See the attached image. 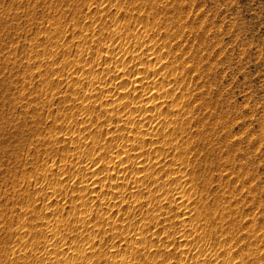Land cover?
Listing matches in <instances>:
<instances>
[{
	"label": "bare ground",
	"instance_id": "6f19581e",
	"mask_svg": "<svg viewBox=\"0 0 264 264\" xmlns=\"http://www.w3.org/2000/svg\"><path fill=\"white\" fill-rule=\"evenodd\" d=\"M106 1L107 0H97V3L99 2L98 6L95 4L97 8L92 5V7L94 6L96 8H93V11L91 7H87L89 11L85 13L92 24H95V26H92V31L96 33L93 32L92 35L89 33L91 37H88L87 29L89 26H87V22L81 24L76 21L77 19H75V22L71 19V25L72 23L73 25L76 24V28L78 25L77 30L74 28V31L72 28L70 29L74 33L73 36H75V39L78 38V44L75 46V54L71 59L68 54V57L66 54V57L62 56V58L60 56L62 58V60H60L62 62L60 69L59 60V64L57 62L58 65L56 64L57 66L55 65L56 67H53L54 60L58 58H53V62H51L52 60L50 61L53 63H50V71L52 74L57 73L59 70L61 71V69L67 71V75L64 74L67 76L65 84L70 94L67 93L69 97L66 96L67 94H64L68 99L72 97L76 100V102L72 99L70 101L75 103H73L72 107L77 109L76 113L80 114V120L75 121L76 118H74L75 122L72 121L74 116L72 114L73 109L71 110V107L68 106L71 112L68 110L67 114H63L65 115V117H63L65 123L61 119L59 120L62 121L64 125L59 121V123H57L56 119L53 121V126L56 127V129L64 131V137L59 138L55 136L56 132L53 131V133L49 134L48 132L50 130L47 132L51 137L50 139L55 142L57 141V143H63L65 152L60 154L58 159L55 158L58 162H55L53 159L50 164H42L41 167L38 165L40 167L39 173L32 174V171L30 172L31 174L27 173L30 174L31 177L28 176L26 180L32 179V176H34V184L36 185L39 183V187H35L34 191L36 194L41 193L40 196L42 195L41 199L43 197V202L36 205L35 193L33 194L34 191H32V195L35 197L33 200L34 203L33 201H29L31 200L29 193V199L26 196L27 201H22L21 207H23V209H21L24 213L20 212L21 214H19L16 212V218L10 217L12 220L15 218L14 220L19 223L20 229L11 230L15 237V243L7 249L8 251L5 250L6 254L4 253V255H7V252L10 255L4 257L6 259L5 264H29L26 262L31 259L33 263L30 264H257L255 261L250 262L249 260L250 263L248 262V258L252 259L251 256L254 254L252 251L253 249H251L254 245L253 242H251V244H253L251 246L248 244V239H246V242H243V240L245 237L250 238L249 240L251 241L254 240V242L260 239L259 236H262V234L259 235L260 233H257V231L260 230H258V226L260 227V225L254 223V220L249 222L248 219L250 218H248L246 222L242 220L243 218L239 219L237 213H239L238 211L240 208L234 210L230 202L225 204V199L222 203L221 200L226 197L221 194L224 191L212 192V199L204 195L208 191L207 188H209V184H211L213 180H219L220 182L222 179L223 182V176L225 175L219 174L218 172L220 170L217 172L218 169L215 170V173L217 172L216 175H211V172L208 174L205 168V170H203L204 160L202 161V158L204 157H202L199 152H202V155H209L208 150L210 152L211 148L207 149L206 147L204 148L206 149L205 151H203L204 149L202 150L201 146L200 149L196 148L197 143L195 140L197 137L194 138L195 140L193 141L190 135V131L194 129L190 130L192 125H190L191 114L193 113L192 111L198 110V108L195 107H199V105H196L197 103H194L196 106L193 105L195 97L192 99L194 94L191 95L189 93L190 88H188L191 84L187 86L193 81L192 77V79L187 77L191 72V69L188 70L189 67L187 68L186 66V63H189L188 59L187 62H185L186 59H183L186 58V56L188 58V55L185 54V56L184 53L188 50L186 46L189 40L186 41L187 38L184 40L186 41V45L179 42L181 45H185V51L183 47L173 40L172 42L176 45L178 44L177 49H174L176 45L173 48L174 45H172L173 43H171V40L173 39L172 36L175 38L178 32L176 34L174 32L173 34L175 35H172L170 29L174 28V26L171 27L168 24L171 23L172 25H176V21L172 19L171 22H167L168 24L165 23L166 26L164 25L165 28L163 26V30L159 28L161 24H159L158 21L162 17H160L157 11V17L159 16L160 19L158 18L157 20L155 17L156 19L152 18L154 20L151 22H147V19H144L143 7L147 6V9L151 10L153 8V1H150V3L146 5L142 4L143 0L142 2L141 0L122 1L124 4L118 0L117 2L116 0L109 1L111 4H114L112 1H115V4H112L115 6L114 9H116L114 12L115 14H118L121 9L125 10V8L129 10V13L131 12L130 16L134 17L132 29L129 27L131 26V19H128L130 17L128 12L126 13H128L127 15L129 17L123 19V21L115 18L116 16L118 17V15L113 17V12L111 13V18L109 17L110 20H106V14L108 13L106 9L109 8H106L108 6L105 5ZM72 2H75L73 5L75 4L76 7L78 6L75 0ZM87 2L89 3L90 0ZM155 4L154 7L157 8ZM71 5L70 3V6ZM58 7H60V5ZM76 7L75 9L77 10ZM82 9L84 8L80 7L78 11ZM134 9L136 10L135 12L133 11ZM147 9H145L146 12L148 11ZM96 10H99L101 14H98L99 12H96ZM108 10L111 11V9ZM172 10H174V12L170 15L173 17L176 10ZM165 11L166 13H170L167 9L164 10V12ZM59 12V10L58 12L56 11V14L59 15ZM150 12L152 13V11ZM69 13L73 15H71V18L75 17L73 13L78 14V12ZM123 13L126 15L125 11H122L119 15L121 16ZM132 14L134 16H132ZM178 14L180 15L181 13L179 12ZM179 15H176L174 18H177ZM181 15L184 16L183 14ZM163 17L167 18L164 15ZM51 20L49 21L51 23L50 29L51 31L57 30V34L59 28L61 29L60 26L63 24L60 23L61 21L59 22L57 20L51 22ZM177 21L181 22L182 20L180 21V19H177ZM78 23H80V25ZM184 24L179 23L181 27L182 25L184 26ZM64 26L65 25H63L61 29L62 31L60 30L61 32L65 30ZM136 26L139 27L136 28ZM180 26L177 28L179 29ZM175 28L173 29L174 31L177 29ZM188 28L189 27L186 25L184 29L186 30ZM103 29L108 31V36L103 34ZM184 29L182 28V31ZM89 30H91V28ZM173 30L171 29V31ZM51 31L48 30L47 33H52ZM100 31H103L102 34L106 36V40L102 39L104 36L102 38L100 37L98 34ZM182 31L179 35L181 33L182 35L184 34ZM61 32L59 33L60 36L59 34L55 35V32H53L55 38L52 37L54 39L50 37L49 33V37L53 42L47 41L50 43V47L43 45L45 48H49L47 58L55 56L53 48L57 50L59 47H62L64 50V47H68L69 42L62 39L61 36L63 35H61ZM95 34H98L103 42L102 40L98 41V36ZM184 35L183 37L181 36L182 39ZM73 36L72 38H74ZM46 37L48 38V36ZM88 38L89 40L90 38L92 39L89 41ZM159 39L161 40L159 41ZM178 41H180V39ZM192 45L193 44L190 45L191 47L188 45L189 49L192 48ZM69 46H71V44ZM179 46L182 49H178ZM91 47L93 48L94 55H98L99 53L98 61L96 60L97 55L94 57L93 54H91L92 51L91 53L89 52ZM69 48L68 50H71ZM188 52L190 53L192 50H188ZM42 53L44 52L42 51ZM182 54L185 57L182 56ZM194 54L195 53L192 55L194 56ZM38 55L36 54L35 56ZM37 58L38 57H36L35 60ZM40 58H43V55L38 59ZM193 59L190 64L193 63ZM41 60V62H43V59ZM189 60L191 59L189 58ZM14 61L16 62V60ZM28 61H30V58ZM96 61L97 64H95ZM41 62L35 63L39 65H37V72L35 71L33 73L30 71V67V69L28 68L30 72L26 71L28 75L26 72L25 74L29 78L32 76L34 77V75L36 77L38 76L41 89L37 85L39 87V89L37 87V90L41 92L44 90L43 94H45L48 93L45 91H52L58 84L59 79L55 75H58L60 72L54 75L56 78H54V76L52 78V76L45 74V71L42 73L39 68L42 66L40 64ZM45 62L46 60L44 63ZM196 63L199 64V61L194 64ZM31 64L33 66L32 62ZM46 64L43 65L47 66ZM198 64L197 68L199 66ZM189 66L192 67L191 65ZM196 71L200 72L199 68ZM51 73L50 75H52ZM26 75L25 81L27 79ZM199 75L201 74L199 73ZM61 76H63L62 71ZM61 79L63 78H60V80ZM30 80H28V82ZM25 83H27V81ZM59 83L61 84V82ZM193 83L192 85L196 88V84ZM195 83H197V81H195ZM27 84H30V82ZM192 90L191 88V91ZM18 95V98H20V100L23 99V102L24 99H28L24 91H19ZM56 96L57 95H55V97ZM62 96L58 95L57 97ZM61 100L59 104H57V107L60 106ZM23 102L21 107L25 110L29 101L26 100L24 104ZM35 105L38 106V104ZM36 109H38V107ZM193 115L196 117L195 114ZM196 115H199V113ZM194 117L192 116V119ZM199 117L200 116H198V118ZM206 117L207 118L203 120H207L209 116ZM195 120L196 118H194V121ZM22 121H24V119ZM200 123L199 125H201ZM194 124L196 125V123ZM204 127L201 128L203 129ZM197 128L202 131L200 126ZM206 128L204 129L206 130ZM200 130L198 131L200 132ZM205 133L206 132L203 133V136ZM198 139H200V137ZM205 140L207 139H204V141ZM218 141L219 140H217V142ZM203 143L204 142L201 144ZM192 150H194V152L196 151L195 154L193 153L194 155L197 153L202 157H200L201 160L197 158L198 155L196 158H193ZM214 154L215 153H213V157ZM229 163L231 164V162ZM53 175H55L54 178ZM48 176L51 178H48ZM23 177L25 176L23 175ZM227 178L228 177H226V179ZM230 179L226 181L224 179L226 183L225 189L229 191L228 197L235 191V188L241 190L240 187H236L237 185L234 184L236 182ZM45 182H47V185H45L46 187H44L43 184ZM28 192H30L29 189ZM218 192H220V194ZM207 195L209 196V194ZM59 198L67 199V211L63 206L65 202L59 204ZM38 199L37 201H39ZM47 199L48 201L45 202L44 200ZM230 200L231 199L228 198V201ZM60 201L63 200L60 199ZM235 204L237 206V203ZM235 213L236 215L234 216ZM12 222L14 221H11V223ZM31 224L34 226L33 228L39 227L40 230H33ZM10 225L12 229L13 224ZM243 225L246 226L247 230L243 229L244 231L242 232L246 231V233L242 240V236H244L242 232L241 235L239 234L241 237L238 236V238H236L235 235L239 227ZM261 227V230H263V226ZM243 228L245 227L243 226ZM263 231L260 232L263 233ZM241 240L242 242L239 244ZM262 251L257 252L260 256L259 259L262 256L264 257V249ZM253 260L256 259L253 257ZM1 261L2 260H0V263ZM2 263H4V260Z\"/></svg>",
	"mask_w": 264,
	"mask_h": 264
},
{
	"label": "rangeland",
	"instance_id": "374dc122",
	"mask_svg": "<svg viewBox=\"0 0 264 264\" xmlns=\"http://www.w3.org/2000/svg\"><path fill=\"white\" fill-rule=\"evenodd\" d=\"M64 1L65 0H57V1L51 0V2H50V0H0V248L2 249L4 246V248L2 250L0 249L2 251V252L0 251V258H1L0 260H2V261L4 260V263H2V261H1L0 264H5L6 259L4 257L10 256V255L8 254V252H7V255H4V253L6 251H8L7 249H9L15 243L14 242L15 237L13 236L12 232L14 231V229H16V230L20 229L19 223L15 222L14 219L16 218L15 215L17 216V213H19V214L24 213L22 210L23 207H21L22 201L26 202L27 201L26 196L28 197V194L30 193L29 196H30L31 200H29V201L32 202L34 200V198L36 197L35 198L36 199V205H39L40 203L43 202V197L41 199L42 195L40 196L41 193L36 194L34 191L35 187H39L38 186L39 183L36 185L34 184V181H33L34 176H32V179H31L30 178L31 177L30 172L32 171V174L39 173V168L42 166V164H50L53 161V159L55 162H58V160H56V159H58L60 154L65 152L63 143H61V142L57 143V141L55 142L52 139H50L51 137L49 136V134L53 133V132H56L58 135H60V136H58L55 133V136H57L59 138L64 137V131L61 129H59L60 131L58 129H56V127L53 126V121L56 119L57 123L62 122V121L65 123V119L63 120V117H65V115H63V114L64 113L67 114L68 110H69V112H71L70 108L68 106L71 107V110L73 109L72 114L74 116H73L72 121L75 122V121L80 120V118H79L80 114L76 113L77 109L72 107V105L74 103L73 101L75 99H73L71 96H70L71 97L70 99H68L66 97L70 94L68 92V88L65 84V80L67 79L66 78L67 77L66 76L67 71L65 69L64 70L61 69L62 75L64 77L61 76V71L59 69H60L62 62L60 60H62V58L65 56V54L67 57L69 55V58L71 59L73 57V55L75 54V51H76L75 46H77L76 44H78V38L75 39V36H73L74 33L72 32L73 28L76 30L78 29V25L76 28L75 27L76 24L73 25V23H72V25L74 26L73 27L70 24V22H72L71 19L74 20L73 22H75V19H77L76 21L80 22L81 24H84L87 22L86 24H88L87 26H89V28L87 29L88 30L87 33L89 36L87 34L86 35L88 37H91L92 33L95 32V31H92V28H93L92 26H95V24L94 23L92 24L89 17L85 13H87L86 11H89V9L87 7H91V10L94 11V9L97 8L96 5L98 6L99 2L97 3V0H95L96 2L93 0H90V2L91 1L92 2L88 3L87 1H89V0H75L76 4L78 5L76 7L75 4L73 5V3H75V2H72L73 0H66L65 2ZM98 1H100V0H98ZM107 1H108V3H107ZM107 1L105 2V5L106 6L108 5L106 8L109 7L108 9H111V11L106 9V12H108L106 14V18H107L106 20L109 21L110 20L109 17L111 18L112 15H113V17L118 15V17L116 16L115 18L123 21V19H127L131 15V12L129 13V10L127 8H125V10L121 9L119 12V13H122V11L123 12L125 11L126 15H124V13H123V15L121 14V16H122L121 17L119 15V13L115 14L114 12L116 9H114L115 6H113L115 4V1H112V2H114V4L112 3L113 5L109 2L110 0H107ZM118 1H120V2L125 1L126 2L127 0H118ZM150 1L151 2L153 1V8H152L153 10L149 9L150 11H152V13L147 9L148 7L145 6L147 3H150ZM116 2H117V0H116ZM141 2H142V0H141ZM66 3H68V4H66ZM70 3L72 4L71 6H70ZM109 3H110V6H109ZM54 4H56V5H54ZM85 4H86V6H85ZM142 4H145L144 5L145 7H143L144 8V17H145L144 19H147V22H151L152 20H154L156 18L158 20V18L160 19V17H162L159 20L161 22L158 21V23L161 24V26H162L161 27L159 25L160 26L159 28H161L163 30L166 26L165 23L171 22L172 19H174L177 24L176 25L175 24L172 25L171 23H169V24L167 23V24L171 27L174 26V28H175V26H176V28L178 26H180L179 23L180 24L185 23L184 26L183 25H182V27L180 26L179 29L175 28L176 29L175 31L173 30L174 28L170 27L173 30V31H171V29H170V32L172 35H175L177 32H178V34H176V36L179 35V33L182 31V28L184 29L186 27V25L189 27L186 30L184 29L186 32L184 30L182 31L185 34V35L183 34L184 35L183 39H182L183 35L181 33L178 36L179 38L176 36L174 38V36H172L173 39L171 40V43H173L172 45H174L173 48L176 45L174 42H176L181 47H183L184 51H185L186 47L188 48L189 51L192 50V52L189 53L188 50L186 49L187 51H185L184 55L185 54L188 55V58L186 55H185L186 58H183L184 60L186 59L185 62H187V59H188L189 63H186V66H187V68L189 67L188 70L191 69L190 73L188 71V73L191 76L187 75V77L189 79L193 78L192 79L193 81H191L187 85V86H189L191 84L188 87V88H190L189 93L191 95L194 94V96H192V99H193V97H195V100L193 101V105L194 106L199 105V107L198 106L195 107V108H198V110L196 109V111H197V113H199V115H196L197 114L196 111H192L193 113L191 114L193 117H194L193 114H195L196 117H194V118H196V120L194 121V118L192 119V116H191L190 125L191 124L192 125L190 127L191 128L190 130H192L193 128L194 129L192 131H190V135H191V138H193V141L195 140L194 138L197 137L195 142L197 143L196 145L199 147L196 146V148L200 149L202 147V150L206 147H207V149L211 148L210 152L208 150L209 155H206V154L202 155V152H199V154L204 158L199 156V154H197V153H196V155H194L196 152V151L194 152V150H192L193 152L191 151L192 156H194L193 158H196L198 155L197 158L201 157L202 161L204 160L203 161L204 162L203 170L206 169L205 171L208 174L211 172V175L212 174L216 175L217 172L220 170L218 173L225 175V176H223L225 181L227 179L231 178L230 180H233L234 182L237 183V184L234 183L235 185H237L236 187H240V189H241V190H238L237 188H235V191H234L235 193L234 192L232 193L233 196H232V194H230L229 195L230 197H228L229 191H227V189H225L226 183H225L224 179H223V182H222V179L220 182H219V180L218 181L213 180L212 183L209 184V188H207L208 187V185H207L206 188L208 189V191H207L208 193L206 192V194H204V195L207 196V198L212 199V195H213V193H215V191H220V192L224 191L221 194L224 197L225 196L226 197L221 200L222 203L225 199L226 200L225 204L230 202L232 205L230 203L229 204L231 205L232 208H234V210H238V208H240L238 211L239 213H237L238 214L237 216L239 219L243 218L242 220L246 222L247 219L250 218V219H248L249 222L251 220H254V223H258V225H260V227L258 226V230L259 229L260 230L257 231V233L259 232L260 234L259 233L258 234L259 235L262 234V236H259L260 239H257V241H255V242H254V240L251 241V240H249L250 238L245 237L244 234L246 233V231L242 232L244 230H247L245 225H243L245 228H243V226L239 227L240 230L239 229L237 230V232H236L237 236L235 235V237L238 238V236H240L241 232H242V234L244 235V236H242V240L245 237V239H244L245 241L243 240V242H246V239H248L247 241H249V243H248L249 245L252 246L254 244L252 246L253 248H251V249H253L252 251L254 252V254H253V256H251L252 259L248 258V262L250 260V262L255 261V263H257V264H264V259H263L264 257L262 256L261 257L262 259L261 258L259 259L260 256L257 253V252L262 251L264 249V231H263L264 230V0H143ZM154 4H155V6H157V8L154 7ZM57 5L58 6L60 5V7H58ZM87 5H90V6H87ZM92 5H94L96 8L94 6L92 7ZM75 7L77 8V10L75 9ZM80 7H83L84 9L78 11V8L80 9ZM172 7H174V8H172ZM62 8L65 9L66 11L63 10ZM73 8H74V10H73ZM86 9H88V10H86ZM145 9H147L148 11L146 12ZM166 9L169 10L170 13H166V11L164 12V10H166ZM172 9L176 10L173 17L170 15L171 13L173 14V12H174V10H172ZM55 10L57 12H58V10L60 11L59 12L60 16L58 14H56ZM97 11L99 12L98 14H101L99 10H96V12ZM133 11L135 12L136 10L134 9ZM156 11L160 15V17L159 16L157 17ZM69 12H71V13L72 12H76V13L78 12V14L80 12V14L78 15V14L73 13L75 17L71 18L73 15L70 14ZM126 12H128L129 14ZM179 12L181 14H183L184 16H182L181 14L179 15L178 14ZM111 13H112V15H111ZM163 15L166 16L167 18L163 17ZM168 15L171 16L172 18L169 17ZM176 15H179V16H177V18H174ZM132 16H134V15L132 14ZM52 17H54V18H52ZM59 17H60V20H59ZM50 18L53 20H51ZM152 18H154V19H152ZM128 19H131L130 20L131 26H129V27H130V29H132L133 28L132 24L134 23V21H133L134 17L130 16ZM164 19H166L167 21ZM177 19H180V21L182 20L181 21L182 23L177 21ZM50 20H51V22L57 21V20L59 22L61 21L60 23L65 25L64 26L65 30L63 29L64 31L61 32L63 25L60 24L61 29L59 28V31L57 32V34H56L57 30L51 31V29H50L51 23L49 22ZM90 22H91V24H90ZM80 23H78V24L80 25ZM163 26H164V28H163ZM137 27H139V26H136V28ZM71 28H72V30H70ZM90 28H91V30H89ZM48 30L52 32V33L49 32L50 37L52 39L55 38L54 37L55 35H58L61 32V35H63V36H61L62 39H64V41L65 40L68 41L71 44V46H69L70 44L67 42L68 47H66L67 49L64 47V50L62 47H59L57 50L53 48V50L55 51L54 52L55 56H52V58H50V57L47 58V56L49 54V48L48 47H50L49 42L52 41V39L49 37V33H47ZM177 30H179V31H177ZM103 31H104V33H103ZM103 31L98 32V34L100 35L101 38L104 36V38H102V39H105V37L108 36V33H107L108 31H106L104 29H103ZM53 32H55V35ZM84 32H86V31H84ZM174 32H175V34H173ZM45 33H47V34H45ZM89 33H91V35ZM100 33L101 34L103 33L106 36L103 34L101 35ZM186 33H187V35H186ZM98 34H95V35L98 36ZM46 36H48V38ZM59 36H60V34H59ZM72 36L74 38H72ZM43 37H46V38H43ZM98 37H97L98 41L99 40L101 41L102 39H100V37L99 38ZM177 38H178V40L180 39V41H178ZM192 38L194 39V41ZM91 39L92 38H90V40ZM185 39H186V41L189 40L186 47H185L186 41H184ZM48 40H49V42H47ZM88 40H89V38H88ZM160 40L161 39H159V41ZM173 40H175V41L172 42ZM102 42H103V40H102ZM179 42L181 44H185V45L183 46ZM190 42H191V44H193L191 49H189V46L191 45ZM91 43H89V44H91ZM178 44L176 45V47L174 49H177ZM43 45L48 46V47L45 48V46H43ZM180 46L178 47V49L181 48ZM69 47H71V48H69ZM68 48L71 50H68ZM46 49H48V50H46ZM42 51L44 53H42ZM56 51H58V52H56ZM59 51H60V53H59ZM63 51H64V54H63ZM91 51H92V53H91ZM47 52H48V54H47ZM61 52L63 55L61 54ZM89 52L91 54H93V48L92 47L89 50ZM193 53H195L194 56L192 55ZM36 54L37 55L39 54L41 57L43 55V58L38 59L40 56L39 55L35 56ZM56 54H57V57H56ZM189 54H190V56H189ZM96 55L97 54H95V55L93 54L94 57ZM100 55H101V53H100ZM184 55L182 54V56H184ZM60 56L61 57L63 56V57L61 58ZM192 56L194 59L192 58ZM36 57H38L36 59L38 61L35 60ZM98 57H99V53L96 56L97 59L95 58L97 61H98ZM29 58H30V61H28ZM53 58L54 59L58 58V59L54 60ZM189 58L191 60H189ZM33 59H34V61H33ZM41 59H43V62H41L42 61ZM192 59H193V63L190 64V62H192ZM14 60H16V62ZM45 60H46V62L44 63ZM53 60L55 62H53ZM58 60H59L60 64H59ZM39 61L41 62L40 64L42 65L41 67H39L42 73H44V71H45L46 72L45 74H48L49 76H52V78H53V76L55 74H58V72H60L58 75H55V76L58 77L59 82H61V84L58 82V84L52 89V91L47 90L45 92H48V93H45V94H43L44 90L42 92L40 90H37L38 86L41 89V86H40L41 83L38 79V76L36 77L34 75V77L32 76L33 78L32 77L29 78L27 76L28 74L26 72V71H29V69L31 67L30 71H32L34 73L37 70V67L39 66L38 63L37 64H35V63L39 62ZM50 61L54 63L53 67L58 62V64H59L58 70L59 71H57V73H54V74L51 73L50 66L53 63H51ZM97 61L95 64H97ZM198 61H199V64L198 63L194 64L195 62H198ZM31 62L33 63L34 67L32 66ZM23 63H26V64H23ZM43 64H46L47 66H45ZM187 64L191 65L192 67H190ZM197 64L199 65L198 68H199L200 72L196 71V70H198ZM26 65H29V66H26ZM95 66H97V65H95ZM48 67H49V69H48ZM25 69H27V70H25ZM33 69H35V70H33ZM46 69H48V70H46ZM47 71L50 72L52 75H50V73H48ZM25 72L27 75L25 74ZM198 72L201 75H199ZM64 74H66V75H64ZM25 75L27 76L26 78L28 80L31 79L29 81L31 85L27 84V83H29L27 79H26L27 83H25L26 82L24 80ZM55 76H54V78H56ZM60 78H63V79H61L62 81L60 80ZM195 81H197V83H195ZM22 83H24V84H22ZM192 83L196 84V86H195L196 88H194V85H192ZM58 85H59V88H58ZM39 87H38V89H39ZM191 88L193 89L192 91H191ZM31 90H33V91H31ZM19 91H24L27 95L28 99H24V102H23V99H21L22 100L21 101L20 98H18L19 97V95H18ZM34 91H35V93H34ZM53 91H55V92H53ZM51 92H53L54 94ZM64 93L65 94L69 93V94H67L65 96ZM31 94H33V95H31ZM41 94H42V96H41ZM196 94H197V96H196ZM55 95H57V96L63 95V96L62 97H57V96L55 97ZM196 97H197V99H196ZM36 98H38V99H36ZM39 99H41V100H39ZM61 99H63L64 101ZM71 99L73 101H70ZM26 100L29 101L30 105L28 103L27 108L24 110V108L21 107V104H22V102L24 104L26 102ZM35 100H36V102H35ZM60 100H61V104H60V106L58 105L59 107H57V104H59ZM65 100H67V101H65ZM20 101H21V103H20ZM69 101H70V103H69ZM75 102H76V100H75ZM194 103L195 104L197 103V104L195 105ZM35 104H38V106ZM13 106H14V108H13ZM30 106H33V107H30ZM34 107H35V109H34ZM37 107H38V109H36ZM199 109L201 110V112ZM34 112H37V113H34ZM204 112H206V113H204ZM25 113H26V115H25ZM15 115H16V117H15ZM198 116H200V117L198 118ZM206 116H209L207 119L208 121L206 119H205L206 121L203 120L204 118H207ZM55 117H57V118H55ZM18 118L20 119V121ZM52 118H54V119H52ZM74 118H76L75 121H74ZM23 119H24V121H22ZM60 119L62 121H59ZM198 119H200L201 121ZM197 120H198V122H197ZM63 122L61 124L64 125ZM193 122L196 123L197 127H199V126H200V128L204 127V126H205L204 128L207 127L206 130L204 128L203 129L201 128L202 129V131H201L199 128L196 127V125ZM199 123L201 125H199ZM52 126L54 129L52 128ZM195 128H196L197 132L195 131ZM197 129L200 130V132ZM194 131H195V133H194ZM202 132L203 133L206 132L207 134L209 133L208 135H210V136H208L205 133L204 134L205 137H204ZM192 133H194V134H192ZM197 133H199L200 135ZM192 135H193V137H192ZM199 137L201 140L198 139ZM201 137L204 139H207V140L210 139V140L204 141V139H202ZM211 138H212V140H211ZM50 140H51V142H50ZM217 140H219V141L217 142ZM202 142H204V143L201 144ZM209 142H211V143H209ZM206 144H208V145H206ZM205 150L206 149H204L203 151H205ZM218 150H219V152H218ZM213 153H215L214 157H213ZM31 155H33V156H31ZM190 156H191V154H190ZM192 156H191V158H192ZM219 157H220V159H219ZM201 158H200V160H201ZM216 158H218V159H216ZM207 162H209V163H207ZM229 162H231V164ZM209 164H212V165H209ZM214 164H215V166H214ZM38 165H40V167ZM215 170H217L216 173H215ZM226 172H227V175H226ZM27 173H30V174H27ZM228 174H229V176H228ZM23 175L25 177H23ZM28 176H30L29 177L30 179L26 180ZM50 176H51V174H50ZM50 176H48V178H51ZM54 177H55V175H53V178ZM226 177H228V178L226 179ZM43 184H44V187H46L45 185H47V182H45ZM220 185L221 186L224 185V186H222L223 188ZM210 187H211V190H210ZM218 188H219V190H218ZM28 189L30 192H28ZM26 190L28 193L26 192ZM32 191H34L33 194L35 193V195H34L35 197H33ZM236 191H237V193H236ZM239 191H241V192H239ZM220 192H218V193L220 194ZM224 193H226V194H224ZM23 194H25V195H23ZM207 194H209L210 197ZM13 195H15V196H13ZM38 196H39V199H38ZM237 196H239V197H237ZM23 197H24V199H23ZM227 197L231 200L228 201ZM25 198H26V200H25ZM28 199H29V197H28ZM37 199L39 201H37ZM60 199L63 201H60ZM15 200H18V201H15ZM66 200H67L66 198H63V199L59 198V204H62L63 202H65L66 205H65V203H63V206H64L65 210L67 211L68 203ZM44 201L47 202L48 199L44 200ZM238 202H239V204H238ZM19 203H21V204H19ZM33 203H34V201H33ZM235 203H237V206ZM233 205H234V207H233ZM235 207H236V209H235ZM246 211H247V213H246ZM235 215H236V213L234 214V216ZM11 216L15 217V218L12 220ZM11 221H14V222L11 223ZM10 224H13L12 229L10 227L11 226ZM15 225H17V226H15ZM31 226H32V224H31ZM31 226H30V228H31ZM261 226H263V230H261L262 229ZM15 227H17V228H15ZM33 227L34 226H32V228ZM38 228L39 227H37V228L35 227V228H33V230L36 229L35 231H39L40 228L39 229ZM8 229H9V231H8ZM2 230H3V232H2ZM11 230H13V231H11ZM260 231L261 232L263 231V233H261ZM9 232L11 233V235ZM8 237H10V238H8ZM242 240L239 242V244L242 242ZM12 242H13V244H12ZM251 242H253V244H251ZM122 248H120V249H122ZM256 253H257V255H256ZM253 257L256 260H253ZM257 259L259 262L257 261ZM30 261H28L26 263H29V264L33 263L32 259Z\"/></svg>",
	"mask_w": 264,
	"mask_h": 264
}]
</instances>
